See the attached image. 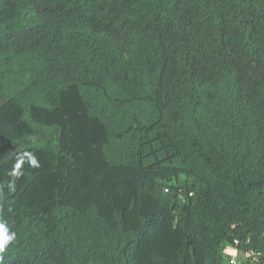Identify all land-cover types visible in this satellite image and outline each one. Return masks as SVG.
Here are the masks:
<instances>
[{
    "label": "trees",
    "instance_id": "trees-1",
    "mask_svg": "<svg viewBox=\"0 0 264 264\" xmlns=\"http://www.w3.org/2000/svg\"><path fill=\"white\" fill-rule=\"evenodd\" d=\"M0 223V264H264V0H0Z\"/></svg>",
    "mask_w": 264,
    "mask_h": 264
},
{
    "label": "clouds",
    "instance_id": "clouds-1",
    "mask_svg": "<svg viewBox=\"0 0 264 264\" xmlns=\"http://www.w3.org/2000/svg\"><path fill=\"white\" fill-rule=\"evenodd\" d=\"M15 239V234H9V229L4 223H0V253ZM2 259V257H0Z\"/></svg>",
    "mask_w": 264,
    "mask_h": 264
},
{
    "label": "built area",
    "instance_id": "built-area-1",
    "mask_svg": "<svg viewBox=\"0 0 264 264\" xmlns=\"http://www.w3.org/2000/svg\"><path fill=\"white\" fill-rule=\"evenodd\" d=\"M223 253L230 258L229 264H235L237 258V250L235 248L227 246L224 248Z\"/></svg>",
    "mask_w": 264,
    "mask_h": 264
},
{
    "label": "rangeland",
    "instance_id": "rangeland-1",
    "mask_svg": "<svg viewBox=\"0 0 264 264\" xmlns=\"http://www.w3.org/2000/svg\"><path fill=\"white\" fill-rule=\"evenodd\" d=\"M238 257V256H237ZM245 257H247V256H245ZM245 257H243V258H245ZM236 264H240V262H239V257L238 258H236Z\"/></svg>",
    "mask_w": 264,
    "mask_h": 264
}]
</instances>
